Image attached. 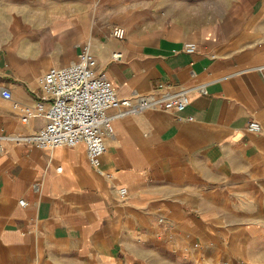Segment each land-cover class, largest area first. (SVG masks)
Returning <instances> with one entry per match:
<instances>
[{"label": "crops", "instance_id": "obj_1", "mask_svg": "<svg viewBox=\"0 0 264 264\" xmlns=\"http://www.w3.org/2000/svg\"><path fill=\"white\" fill-rule=\"evenodd\" d=\"M81 41L118 97L189 89L179 112L110 109L101 173L83 143H27L44 120L13 108ZM3 88L0 264H264V0H0Z\"/></svg>", "mask_w": 264, "mask_h": 264}, {"label": "built area", "instance_id": "obj_2", "mask_svg": "<svg viewBox=\"0 0 264 264\" xmlns=\"http://www.w3.org/2000/svg\"><path fill=\"white\" fill-rule=\"evenodd\" d=\"M125 30L121 26L112 29V35L122 38ZM76 57L62 67L51 66L38 79L41 94L33 105L13 103L23 123L33 117L44 120L40 129L27 136L25 141L36 147L51 149L57 146H73L83 143L85 155L90 166L101 173V159L106 151V138L113 135L112 117L109 110L114 108L116 114L139 113L146 108H160L165 111H182L189 103V89L182 85L158 82L147 93H132L118 97L111 82L102 69H96V58L89 41L77 43ZM194 42H186L183 49L193 51ZM121 52H113L112 59H120ZM191 75L195 73L191 71ZM200 93H206L204 84L195 86ZM1 96L10 99L9 89L3 88ZM247 130L259 132L260 125L250 121ZM1 148V147H0ZM61 167L58 166L57 170ZM38 181L32 183L37 191ZM117 194L124 199L126 189L118 188ZM25 204L23 199L19 200ZM162 220V218H159Z\"/></svg>", "mask_w": 264, "mask_h": 264}]
</instances>
